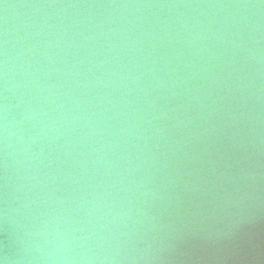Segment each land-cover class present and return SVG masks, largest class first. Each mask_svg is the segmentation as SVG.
<instances>
[{"label": "water", "instance_id": "95a60500", "mask_svg": "<svg viewBox=\"0 0 264 264\" xmlns=\"http://www.w3.org/2000/svg\"><path fill=\"white\" fill-rule=\"evenodd\" d=\"M0 260L264 264V0H0Z\"/></svg>", "mask_w": 264, "mask_h": 264}, {"label": "clouds", "instance_id": "9594fccd", "mask_svg": "<svg viewBox=\"0 0 264 264\" xmlns=\"http://www.w3.org/2000/svg\"><path fill=\"white\" fill-rule=\"evenodd\" d=\"M0 264H5V262L3 260H0Z\"/></svg>", "mask_w": 264, "mask_h": 264}]
</instances>
